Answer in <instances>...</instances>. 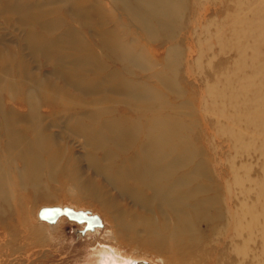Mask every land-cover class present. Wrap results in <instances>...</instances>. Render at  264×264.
<instances>
[{
    "label": "bare ground",
    "instance_id": "1",
    "mask_svg": "<svg viewBox=\"0 0 264 264\" xmlns=\"http://www.w3.org/2000/svg\"><path fill=\"white\" fill-rule=\"evenodd\" d=\"M1 1L0 17L22 28L23 51L37 60L31 70L24 52L18 51L22 44L17 50L0 48V96L5 92L20 98L27 108L21 116L0 107L1 198L8 197L1 191L10 185L2 168L19 162L23 177L56 172L75 181L81 191L115 211L112 218L120 229L143 234L144 245L157 254L172 249L171 264L232 260L221 246L203 247L199 218L212 222L213 237L222 229L235 236L241 232L249 244L250 213L237 214L220 200L218 185L191 140L195 121L164 109L168 103L159 85L178 93L175 75L189 0ZM137 29L141 35L132 33ZM146 41L166 43L165 56L159 61L149 56ZM44 56L63 68L53 70L56 85L41 76ZM38 100L54 104L52 116L37 113ZM118 101L132 105L136 116H121L113 107ZM61 127L60 137L49 130ZM75 137L88 149L79 159L69 146ZM82 163L100 184L82 173ZM121 202L128 208L120 207ZM179 247L197 251L182 255L174 252Z\"/></svg>",
    "mask_w": 264,
    "mask_h": 264
},
{
    "label": "rangeland",
    "instance_id": "2",
    "mask_svg": "<svg viewBox=\"0 0 264 264\" xmlns=\"http://www.w3.org/2000/svg\"><path fill=\"white\" fill-rule=\"evenodd\" d=\"M4 5L1 1L0 7ZM188 6L179 43L183 55L175 75L179 94L159 85L168 103L164 109L195 121L193 146L199 149L200 159L218 185L223 205L240 215L243 211L250 213V242H244L246 233L235 236L223 229L213 237L209 230L214 225L203 218L196 228L204 236L203 247L221 246L223 252L231 254V261L220 257L216 264H264V0H189ZM18 29L22 28L6 24L0 17V48L20 47L23 36ZM134 32L142 33L140 29ZM22 45L18 51L26 49ZM151 45L145 42L146 52L159 61L167 45ZM23 52L27 63L32 64L31 70H35L33 61L37 60L31 61L28 52ZM40 64L41 76L56 85L53 70L63 68L48 62L45 56ZM60 80L64 82V77ZM3 95L1 109L26 114L20 98L5 92ZM58 98L56 104L61 105L62 98ZM43 102L47 103V98ZM43 102L37 101V113L52 116L54 104ZM113 107L121 116H136V109L125 101ZM49 130L60 137L64 128ZM83 144L82 138L69 141L76 159L88 150ZM86 167L81 164L82 173L100 184ZM2 169L9 175L10 185L1 191L8 197H0V264H127L133 260L171 264L172 249L164 248L157 254L144 245L147 237L143 234L120 229L112 218L115 211L85 194L75 181L56 172L23 177L19 162ZM119 205L128 208L126 202ZM54 206L96 214L102 227L80 233L83 224L65 216L54 223L39 219L40 208ZM195 251L197 248L179 247L174 252L185 255Z\"/></svg>",
    "mask_w": 264,
    "mask_h": 264
},
{
    "label": "water",
    "instance_id": "3",
    "mask_svg": "<svg viewBox=\"0 0 264 264\" xmlns=\"http://www.w3.org/2000/svg\"><path fill=\"white\" fill-rule=\"evenodd\" d=\"M39 219L53 223L58 217L65 216L67 219L78 224H83L80 233L102 227L100 218L96 214H90L88 211L73 210L69 207H42L38 211Z\"/></svg>",
    "mask_w": 264,
    "mask_h": 264
}]
</instances>
